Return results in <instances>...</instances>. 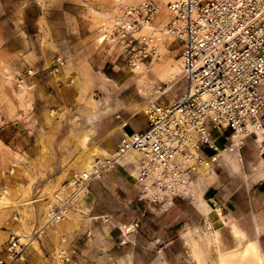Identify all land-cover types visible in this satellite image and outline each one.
Listing matches in <instances>:
<instances>
[{
  "label": "rangeland",
  "instance_id": "rangeland-1",
  "mask_svg": "<svg viewBox=\"0 0 264 264\" xmlns=\"http://www.w3.org/2000/svg\"><path fill=\"white\" fill-rule=\"evenodd\" d=\"M87 1H90L88 9L81 16L86 29L72 32L86 39L87 46L91 45L85 52L87 60L81 66V75L73 79L74 86H67L70 92L55 86L53 93L45 95L35 93L33 83L24 78L26 73L33 74L30 69L35 71L36 62L24 64L23 57L30 47L51 43L50 22H68L69 18L48 0H0V137L20 147L26 144L22 136L29 142L30 133L38 131L43 134L44 155L52 151L62 157L65 165L62 174L40 188L31 187L30 176L28 183L10 181V185L0 190V209L15 211L12 219H16L15 213L22 216L16 219L17 233L22 229L33 233L35 215L40 230L50 226L57 239L61 236L62 222L67 224L66 230L74 232L88 228L103 235L110 233L112 237L109 242L104 239V245L118 247L117 257L133 259L134 264H220V251L215 248L213 235L203 233L210 230L205 222L208 198L205 189L211 184H225L244 185L253 191L264 181L261 129H256L257 133L251 127L243 129L237 138L224 142L221 148L226 149L228 158L215 161V171L201 168L191 177L190 186L179 194L157 187L152 173L141 180L140 155L130 152L128 158L92 183L90 192L72 207L70 217L53 224L48 221L50 205L43 204L48 200L53 203L54 192L64 181L88 169L95 157L112 155L124 123L138 129L144 127L143 107L154 100L156 85L162 84L166 90L159 99L164 103L172 102L183 89L179 80L178 44L166 39L155 57L132 70L119 44L99 40L105 31H110L112 17L120 13L123 5L141 0ZM166 14L163 7L160 17ZM58 27L54 32L61 38L64 30ZM171 63L175 68L173 74L165 71ZM62 80L65 82L66 78ZM18 107L30 112V119L15 122ZM40 120L43 123L38 125ZM84 135L89 137L86 145L82 142ZM93 148L97 153L82 165V158ZM93 216L97 217L96 222L91 220ZM129 228L131 231L126 232ZM57 261L60 262L58 254ZM235 263L256 264L240 259L239 255Z\"/></svg>",
  "mask_w": 264,
  "mask_h": 264
},
{
  "label": "built area",
  "instance_id": "built-area-1",
  "mask_svg": "<svg viewBox=\"0 0 264 264\" xmlns=\"http://www.w3.org/2000/svg\"><path fill=\"white\" fill-rule=\"evenodd\" d=\"M163 7L167 14L160 17ZM166 39L180 47L182 91L164 103L159 99L166 90L156 85L154 100L143 107L144 127L124 123L112 155L95 157L88 169L64 181L54 192L49 222L70 217L92 183L130 152L140 155L141 180L152 173L157 187L179 194L201 168L213 169L235 132L264 129V0L127 3L104 35L120 45L132 70L155 57ZM24 246L12 235L9 261L0 264H14Z\"/></svg>",
  "mask_w": 264,
  "mask_h": 264
},
{
  "label": "crops",
  "instance_id": "crops-1",
  "mask_svg": "<svg viewBox=\"0 0 264 264\" xmlns=\"http://www.w3.org/2000/svg\"><path fill=\"white\" fill-rule=\"evenodd\" d=\"M48 1L54 2L60 7L62 15L69 18V21L53 20L50 22V29L53 31L51 43L45 47L40 44L34 49L30 47L23 57L24 64L36 62L35 71L30 69L33 74L26 73L24 78H27V82L33 83L35 93L42 92L45 95L53 93L55 86L57 88L61 86L64 92H70V87L67 86H72L73 79L81 75V66L87 60L85 52L87 48H91V45L87 46L86 39L82 36L78 37L77 34H72L75 30L81 32L86 29L87 25L83 24L84 20L81 19V16L86 13L90 1ZM58 26L64 30L61 38L54 32L56 28H59ZM62 78H66V81L64 82ZM25 79L22 77V81ZM49 88L51 89L49 90ZM29 114L30 112L18 107L14 121L22 123V120L30 119ZM40 121L38 125L43 123L42 120ZM69 134L68 132L65 137ZM42 137L43 134L38 131L30 133L29 142L22 136L21 138L26 144L20 147L13 146V142L0 137V190L10 185V181L13 180H16L17 183H28L29 176L33 178L30 183L31 187L40 188L43 183L46 185L50 179L63 173L65 165L62 157L55 156L52 151L46 152L44 155ZM46 141H48L47 137ZM221 151L222 154H218L217 159L228 158L226 149ZM26 160L31 163L28 164ZM2 171L3 173H1ZM205 191L208 192V198L205 200L207 204L205 222L210 230H203V233L213 235L215 248L220 251V264H240L235 263L237 255L242 260H251L260 264L252 255L243 257L242 251L247 244L252 243L257 252L262 257L264 256V223L262 221L264 181L260 182L253 191L244 185L225 184L223 186L211 184L206 187ZM14 212L9 209H0V259L6 261H9L7 241L17 233L19 225L16 223V219L20 220L22 217L15 213L16 219H12ZM36 216L33 218L37 223ZM78 220H82V218H78ZM91 220L96 222L97 217L93 216ZM12 222L13 224H11ZM36 223L32 226L33 233L22 229L21 233L16 234L20 240H24L25 246L22 257L15 260L14 264H134L133 259L117 257L118 247L104 245L105 241H110L112 237L110 233L103 235L100 231L96 232L88 228L74 232L66 230L67 224L62 222L60 224L62 227L61 236L57 239L56 233L48 226L40 230V226ZM126 227L128 228V226ZM130 231L131 228L126 232ZM104 239L105 241H103ZM35 241H37V245H35ZM57 254L60 257L59 263ZM206 264L218 263L206 262Z\"/></svg>",
  "mask_w": 264,
  "mask_h": 264
},
{
  "label": "bare ground",
  "instance_id": "bare-ground-1",
  "mask_svg": "<svg viewBox=\"0 0 264 264\" xmlns=\"http://www.w3.org/2000/svg\"><path fill=\"white\" fill-rule=\"evenodd\" d=\"M107 18V17H106ZM105 18V19H106ZM110 19V18H109ZM109 22V21H108ZM99 40L100 41H103L104 40V36H102V37H100L99 38ZM179 67V66H178ZM174 65H172V63L171 64H169V66L168 67H166V69H165V71L166 72H169L170 74H173V72H174ZM180 69V68H179ZM177 70V69H176ZM164 71V72H165ZM145 81V80H144ZM145 83V82H144ZM148 84V83H147ZM146 90V89H145ZM155 98V97H154ZM123 130V129H122ZM260 131V130H259ZM258 131V132H259ZM238 133L239 132H235L234 134H233V136H232V138H237L238 137ZM263 133H264V129H261V131L259 132V135H260V137H262V135H263ZM264 136V135H263ZM88 140H89V137H88V135H84L83 137H82V142L86 145L87 143H88ZM110 148V147H109ZM135 152V151H134ZM97 153V149L96 148H93V149H91V150H89L86 154H85V156L82 158V160H83V163H82V165H85V163L87 162L86 160L87 159H89L90 157H92V155H94V154H96ZM222 154V151L219 153V155H221ZM130 154H127L126 156H125V158H128V156H129ZM133 155V154H132ZM133 157H135L134 155H133ZM130 159V158H129ZM137 160V159H136ZM129 161V160H128ZM133 161V160H132ZM89 165V164H88ZM51 198V197H50ZM51 201H52V198H51ZM45 204H43V206L45 205V206H51L52 204L50 203V201L48 200V201H45L44 202ZM50 208V207H49ZM45 209H46V207H45ZM43 210V209H42ZM48 219V218H47ZM60 222V221H59ZM45 223V222H44ZM52 224L53 223H56V222H51ZM58 224V223H57ZM50 227V226H49ZM34 243V242H33ZM35 245H37V241H35ZM248 255H252L254 258H256L257 259V261L260 263V264H264V260H263V257L257 252V249H256V247L252 244V243H249V244H247L246 245V247L243 249V251H242V256L243 257H246V256H248ZM226 256V255H225Z\"/></svg>",
  "mask_w": 264,
  "mask_h": 264
}]
</instances>
